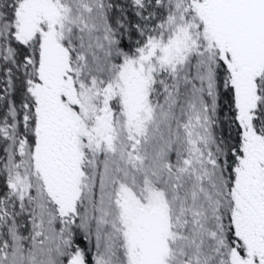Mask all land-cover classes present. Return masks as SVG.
<instances>
[{
	"label": "snow or ice",
	"instance_id": "1",
	"mask_svg": "<svg viewBox=\"0 0 264 264\" xmlns=\"http://www.w3.org/2000/svg\"><path fill=\"white\" fill-rule=\"evenodd\" d=\"M0 264H264V0H0Z\"/></svg>",
	"mask_w": 264,
	"mask_h": 264
}]
</instances>
